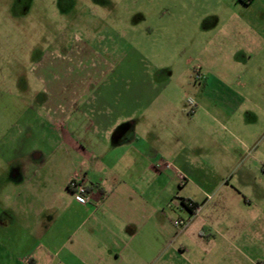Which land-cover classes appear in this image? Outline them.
Listing matches in <instances>:
<instances>
[{"label": "rangeland", "instance_id": "obj_1", "mask_svg": "<svg viewBox=\"0 0 264 264\" xmlns=\"http://www.w3.org/2000/svg\"><path fill=\"white\" fill-rule=\"evenodd\" d=\"M238 2L0 0V201L7 190L49 203L55 191L66 188L67 177L80 163L79 155L59 139L51 124V94L61 99L90 95L97 105L105 93L124 94L137 86L147 89L142 82L152 77L164 81L157 85L162 106L174 110L180 103L187 117L182 123L194 131L195 122L188 120L194 116L189 99L196 102L198 88L203 87L195 70L201 69L204 76L211 70L215 45L205 34L220 31L211 17L233 16L232 23L242 19L255 23L264 12L261 0ZM213 70L225 73L231 90L264 91L258 81L241 78L243 69ZM105 74L124 81L107 84ZM217 90L215 86L213 91ZM64 129L80 144L98 140L84 126L76 132ZM256 132L262 133L257 129L253 135ZM196 141L203 147L194 146L191 138L186 144L174 141L171 150L179 153L178 159L169 163L182 188L176 201L184 196L198 202L195 223L212 226L205 228L210 233L205 241L211 243L187 246L194 263L264 264V207L247 195L253 200L249 206L232 190L239 181L214 163L215 155L221 159L225 153L221 145L215 148L204 135ZM173 205L171 220L185 222L176 225L183 229L190 224V212L179 203Z\"/></svg>", "mask_w": 264, "mask_h": 264}, {"label": "crops", "instance_id": "obj_2", "mask_svg": "<svg viewBox=\"0 0 264 264\" xmlns=\"http://www.w3.org/2000/svg\"><path fill=\"white\" fill-rule=\"evenodd\" d=\"M256 1L240 0L246 5ZM259 16L255 23L243 19L232 23L233 16L211 17L220 31L205 34L215 50L211 70L202 74L203 87L198 88L190 114L194 116L188 119L195 122L194 131L182 123L187 117L180 103L174 110L162 106L157 85L164 81L152 77L142 82L147 89L137 86L124 94L105 93L97 105L90 95L61 99L51 94V124L59 139L79 155L80 163L67 177L66 188L55 191L49 203L27 199L26 193L2 191L0 264H195L187 246L211 243L205 241L210 225L195 223L198 215L183 204V199L192 198L176 201L182 188L169 163L178 159L179 153L171 150L173 143L186 144L191 138L202 148L196 141L202 135L215 148L225 149L221 159L215 155L214 163L239 181L232 190L249 206L253 200L247 195L264 207V91L231 90L225 73L213 70L240 68L241 78L264 87V12ZM106 76L107 84L124 81ZM67 126L75 132L84 126L98 140L80 144L64 129ZM257 129L262 133L253 135ZM77 177L88 182L92 195L88 204L80 203L68 189V182ZM174 203L190 212V224L183 229L171 220Z\"/></svg>", "mask_w": 264, "mask_h": 264}, {"label": "built area", "instance_id": "obj_3", "mask_svg": "<svg viewBox=\"0 0 264 264\" xmlns=\"http://www.w3.org/2000/svg\"><path fill=\"white\" fill-rule=\"evenodd\" d=\"M195 78L196 80L201 81L203 76L201 73V69H196L195 70ZM189 103L191 105V109H190V114H192L194 112V107L196 105V102L193 99H189ZM68 189L76 196V198L78 199V201L82 204H88L91 202L92 200V195H91V191L89 190V185L88 182L86 180V178L84 177H77V178H72L69 182H68ZM190 206L193 207L195 210V212L193 214H197L200 211L199 206L197 205H193V203H190ZM175 225H185V222L179 220V221H175L174 222Z\"/></svg>", "mask_w": 264, "mask_h": 264}, {"label": "trees", "instance_id": "obj_4", "mask_svg": "<svg viewBox=\"0 0 264 264\" xmlns=\"http://www.w3.org/2000/svg\"><path fill=\"white\" fill-rule=\"evenodd\" d=\"M190 203H193V205L197 206V204L195 202H192L191 200H185L183 199V204L186 206V208H188L192 213H194V208L190 206Z\"/></svg>", "mask_w": 264, "mask_h": 264}]
</instances>
